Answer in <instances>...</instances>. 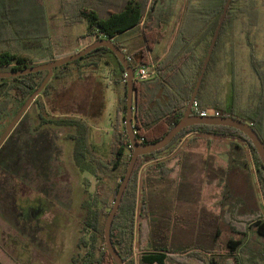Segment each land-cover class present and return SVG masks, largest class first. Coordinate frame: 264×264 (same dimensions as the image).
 <instances>
[{"label":"trees","instance_id":"1","mask_svg":"<svg viewBox=\"0 0 264 264\" xmlns=\"http://www.w3.org/2000/svg\"><path fill=\"white\" fill-rule=\"evenodd\" d=\"M60 1L67 26L86 24L84 37L94 39L93 43L112 40L124 52L135 71L154 66L155 77L142 82L135 80L133 129L137 142L142 145L164 138L184 117L226 0ZM245 13L250 17L257 16L253 7L243 5L242 0H232L196 102L202 111L211 115L218 113L219 116L233 117L251 125L264 142L263 62L256 59L254 51L250 60L261 83V93L256 106L249 113L241 116L232 113L233 98L231 114H228L217 88L213 89V96L207 92L211 67L222 43L226 37L231 40L238 15ZM176 23L178 28L168 52L162 58L157 55L153 57L156 47L167 38L168 30ZM53 42L45 0H0V72H17L63 58L52 54ZM84 59L92 60L87 65L91 69L99 71L104 67L116 89L122 86L124 90V98L118 96L115 121L111 123L108 156L102 158L96 154L91 127L83 118L50 115L40 102L41 98H50L52 91H57L55 83L68 76L70 63L54 70L52 79L29 107L39 109L32 135H49V140L39 139L41 149L49 152L55 143L50 135H53V131H72L70 138L78 140V168L98 181L105 177L114 180V202L133 153L125 127L126 72L108 48H98L80 58ZM46 76L47 72H41L0 79L2 132ZM235 81L232 73L233 89ZM99 115L102 117L103 111L100 113L98 109L94 118L98 119ZM16 129L17 126L0 148L1 151L9 143V148L13 147L15 151L11 160L0 159L2 175H10L14 167H19V151L27 148L28 140L34 137H16ZM190 133L239 140L232 143L229 151L231 162L222 167L217 165L214 155L185 151L178 155L177 179L169 178V172L158 164L157 171L145 175L139 186V170L145 164L157 161L162 153H171ZM16 138L23 139L25 143L16 142ZM245 145L250 151L253 167L246 159ZM100 181L93 197L81 205L85 218L77 243L78 251L70 264H115L104 241V223L113 202L103 195ZM214 182L222 187L224 199L231 202V210L223 209L216 213L208 205L202 204L203 188L211 187ZM260 193H264V167L244 134L230 127L191 126L182 130L164 149L139 157L111 227V242L124 264H135L138 246V264H222L221 257L217 255L220 243L227 251L226 264H264V206ZM203 254L209 258L206 260Z\"/></svg>","mask_w":264,"mask_h":264},{"label":"rangeland","instance_id":"2","mask_svg":"<svg viewBox=\"0 0 264 264\" xmlns=\"http://www.w3.org/2000/svg\"><path fill=\"white\" fill-rule=\"evenodd\" d=\"M242 4L253 7L257 11V16L250 17L247 13L238 15L233 37L230 41L228 37L223 41L209 76V89L212 91L217 88L220 100L223 101V108L228 114H231L230 107L232 99L235 98L232 113L237 116L249 113L256 106L261 93V83L250 60L253 51L256 59L263 62L261 71L264 72V0H242ZM45 5L54 41L51 46L52 54L70 56L93 43L94 39L84 37L86 24L67 26L64 23L60 0H45ZM178 21L177 17L176 22ZM177 28V23L170 27L167 38L152 53L153 57L165 56ZM127 52L129 53V48ZM86 60L79 59L77 63H70L68 76L55 83L57 91H52L50 98L49 96L41 98L40 102L45 105L50 115L65 114L83 118L91 127V138L96 154L105 158L109 154L111 122L115 121L118 96L124 98V90L122 86L116 89L111 82V75L104 67L99 71L91 69L87 65L92 60ZM232 73L236 77L235 89L231 83ZM210 93L213 96L214 92ZM98 109L100 113L103 111V115L97 116V119L94 116ZM38 111L37 107H31L22 117L21 123L17 124L15 131V136L19 138L26 139L29 135L34 137L28 140L27 148L20 149V165L17 168L12 167L13 171L10 174L13 175L10 188L12 195L7 197L5 204L10 210L14 208L21 215L23 230L15 236V231L0 221V264H70L78 251L77 243L85 218L81 205L93 197L100 181L78 168L76 164L78 140L70 138L73 135L72 131L67 129L61 132L53 131V135H50L55 140L54 146L49 152L41 149L39 139L49 140V135H32ZM2 133L4 132L0 129V137ZM19 138L15 141L25 143ZM232 143L236 142L216 143V150L220 153L211 150L216 157L218 156L217 165L225 167L231 162V155L226 152L227 149L231 152ZM8 144L0 151L2 161L11 160L15 152L13 147L9 148L11 144ZM245 146L246 159L253 167L250 151L247 145ZM173 150L171 153H162L157 161L147 163L139 170V186L145 175L157 171L158 164L169 172V178H178V154ZM115 185L114 180L108 177L100 181L101 191L110 202H113L112 190ZM201 194L202 204L208 205L210 210L216 213L223 209L231 210V202L224 199L223 189L216 182L211 187L203 188ZM260 195L264 206V193ZM31 212L36 215L33 221L29 218ZM136 248L135 264H138L139 246ZM35 251L37 259L33 255ZM80 253L83 254V251ZM226 254L224 244H218L217 255L221 257L222 264H226ZM202 256L206 260L209 258L206 254Z\"/></svg>","mask_w":264,"mask_h":264},{"label":"water","instance_id":"3","mask_svg":"<svg viewBox=\"0 0 264 264\" xmlns=\"http://www.w3.org/2000/svg\"><path fill=\"white\" fill-rule=\"evenodd\" d=\"M231 2L232 0H226L225 6L223 8L221 17L217 25V28L215 30L212 41L210 43V47L208 49L206 58L202 65L201 72L197 79L195 88L192 92L191 100L184 113V117L169 131V133L164 138H162L161 140L157 142L151 143V144L142 145L137 142V137L135 136L134 129H133V102H134V83H135V72L136 71L130 66L129 61L126 58L124 52H122L113 43L112 40H101V41L92 43L91 45L87 46L85 49H83L82 51L76 54L66 56V57L60 58L52 62L40 64L32 68L23 69L17 72H8V73L0 72V79L18 78V77L26 76L30 74L47 72V76L45 77L40 87L32 94V96L28 99L25 105L17 113L15 118L11 121L9 126L6 128V130L0 137V148H1L4 142L7 140V138L12 133V131L15 129L17 124L20 122L23 115L27 112V110L32 105V103L42 93L44 88L47 86L49 81L52 79L55 69L60 68L68 63L74 62L80 58H83L87 56L88 54H90L91 52H93L94 50L101 48V47L108 48L110 51H112L114 55L117 57V59L119 60V62L121 63V65L123 66L126 72V75H125L126 77V81H125L126 82L125 127H126V132L128 134L129 140H130V145L133 150V153L128 163V166H127V169L124 175V179L119 186L113 206L106 218L105 225H104L105 246H106L108 253L112 257L113 261L115 262V264H124V263L111 242V227L116 217V213L118 212L119 207L121 205L124 192L131 179V176L134 172V169H135V166L137 164L139 157L149 155L151 153L164 149L165 147H167L168 145L172 143L175 137L182 130L188 127L196 126V125L222 126V127H230V128L236 129L240 131L242 134H244L251 141L264 167V142L261 140L260 136L256 133V131L252 128L251 125H248L247 123H244L241 120H238L233 117L209 116L206 118H202V117L195 115L192 112V105L197 99V95L202 85V82H203L206 70L208 68V65L210 63L212 54L216 47V44H217V41L220 35V31L223 27V24L226 19Z\"/></svg>","mask_w":264,"mask_h":264},{"label":"crops","instance_id":"4","mask_svg":"<svg viewBox=\"0 0 264 264\" xmlns=\"http://www.w3.org/2000/svg\"><path fill=\"white\" fill-rule=\"evenodd\" d=\"M160 58H162V57H160ZM210 90L211 89H209V87H208L207 92L213 93V90L212 91H210ZM118 100H119V97H118ZM117 107H118V103H117ZM223 141H226V143L231 142V141L232 142H238V140L234 139V138H219V137H214V136H210V135H205L202 133H190L187 136H185L177 146H175L173 151H174V153H177L178 155L182 152H185V151H192V152H198V153L200 152V153L204 154L205 156H207V155H214L215 156V154L212 153L211 150L213 149L214 151H216V153H220V151L216 150V148H217L216 143H220ZM229 151L230 150L227 149L226 154H229ZM216 158H217V162H218V156ZM227 163L228 162H226V164ZM7 176L12 177V178L7 179L6 178ZM11 181L13 182V175L11 176L8 174H4V175L0 174V221H3L12 230H14L15 231L14 235L17 236V234H20V232L22 231L21 222L17 218L18 213L15 211L14 208L12 210H10L9 206H7L5 204L6 203L5 200L8 199L7 197L12 195V194H10V195L6 196V194L10 193V191H11V189H10L11 188ZM1 200H3V202H1ZM136 243H137V236L135 237V244ZM33 255H34L35 259H37L38 255H37L36 251L33 252Z\"/></svg>","mask_w":264,"mask_h":264},{"label":"built area","instance_id":"5","mask_svg":"<svg viewBox=\"0 0 264 264\" xmlns=\"http://www.w3.org/2000/svg\"><path fill=\"white\" fill-rule=\"evenodd\" d=\"M156 76V73H155V68L154 66H151V67H142L140 69H138L136 72H135V80L139 81V82H142V81H147L153 77ZM192 112L199 116V117H202V118H206V117H209V116H219L218 113H215V115H211L209 112L207 111H202L200 109V105L195 101L192 105Z\"/></svg>","mask_w":264,"mask_h":264},{"label":"flooded vegetation","instance_id":"6","mask_svg":"<svg viewBox=\"0 0 264 264\" xmlns=\"http://www.w3.org/2000/svg\"><path fill=\"white\" fill-rule=\"evenodd\" d=\"M11 192V191H10ZM11 194V193H10ZM31 216L29 217L30 218V221H33V219L36 217L35 213L34 212H31L30 213ZM18 220L21 222V225H22V230H23V222L21 221V215L18 213ZM28 223V222H27Z\"/></svg>","mask_w":264,"mask_h":264}]
</instances>
